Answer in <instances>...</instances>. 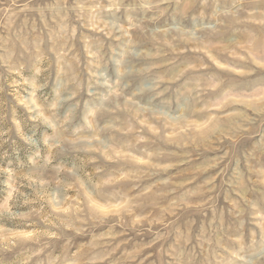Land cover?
<instances>
[{
    "label": "rangeland",
    "instance_id": "rangeland-1",
    "mask_svg": "<svg viewBox=\"0 0 264 264\" xmlns=\"http://www.w3.org/2000/svg\"><path fill=\"white\" fill-rule=\"evenodd\" d=\"M0 264H264V0H0Z\"/></svg>",
    "mask_w": 264,
    "mask_h": 264
}]
</instances>
